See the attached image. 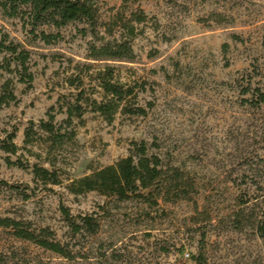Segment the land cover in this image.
<instances>
[{"label": "rangeland", "instance_id": "obj_1", "mask_svg": "<svg viewBox=\"0 0 264 264\" xmlns=\"http://www.w3.org/2000/svg\"><path fill=\"white\" fill-rule=\"evenodd\" d=\"M96 8L93 27L85 22L58 30L37 27L36 34L59 33L51 44L35 37L26 22L0 11V30L30 51L33 75L31 83L18 82L1 68L6 55L0 53V85L11 79L17 97L0 109V140L14 133L22 147L29 123L46 120L51 107L56 111L59 100L63 104L77 92L66 80L79 73L85 96L99 100L100 90L87 74L106 63L121 83L144 85L136 102L147 110L144 117L118 112L110 123L90 111L82 125L74 120L76 137L57 159L59 186L35 182L27 167L43 164L32 155L42 154L43 146H28L30 153L16 156L0 149V217L48 227L75 256L63 259L0 228V264H199L193 260L199 254L203 264H262L264 240L251 230L234 229L229 215L241 201L256 212L264 198V104L256 103L255 93H264V0H130L126 5L96 0ZM135 11L146 19L130 21L132 62L88 60L91 46L125 38L120 27ZM111 22L117 25L110 36L105 25ZM64 117L56 115L55 122ZM132 142L143 143L160 165L185 172L195 184L192 199L150 207L67 190L71 181L127 157ZM6 158L26 167L10 166ZM62 207L73 219L93 216L99 231L72 234ZM203 211L210 221L195 224Z\"/></svg>", "mask_w": 264, "mask_h": 264}, {"label": "trees", "instance_id": "obj_2", "mask_svg": "<svg viewBox=\"0 0 264 264\" xmlns=\"http://www.w3.org/2000/svg\"><path fill=\"white\" fill-rule=\"evenodd\" d=\"M130 0H123V4ZM0 11L3 16L19 18L31 27L30 32L45 44H51L59 36V33H35L37 27L47 26L56 30L63 28L69 23L85 22L93 27L97 20L96 0H0ZM146 19L143 12H131L128 23L124 28L125 38L120 36L119 41L107 42L99 47L91 46L87 59L93 62H132L134 59L131 47V38L135 36L134 26L130 21L142 23ZM105 25L106 33L113 35V27L117 22ZM86 32L85 29L82 30ZM122 35V32H120ZM0 53L6 56L1 68L8 74L18 76V82L31 83L33 75L29 71L28 61L30 51L21 44L9 40V36L0 30ZM93 68L92 65H84L85 70ZM87 72V71H86ZM86 76V75H85ZM89 81H95L96 88L100 90L99 100L85 96L83 78L81 73L74 78H67L69 87L77 90L75 94L70 92V100L63 104L57 103V110L51 107L46 113L47 119H41L37 124L29 123L24 131L23 146L18 147L15 142V134L9 133L0 140V149L9 156H16L19 151H31L28 146H43V152L32 154L43 164L33 163L27 165L31 169L33 180L40 182L44 187L47 185L59 186L61 168L57 167V159L66 144L71 143L75 137L74 120L77 125L83 124V115L86 111L97 113L107 122H112L115 115L120 112L123 115L146 116L147 110L136 102L138 92H143V84L121 83L114 74V68L105 64L94 74H87ZM136 89H138L136 91ZM256 103L264 104V93L255 90ZM15 88L11 79L5 80L0 85V109L10 103H16ZM150 105V104H149ZM150 107V106H148ZM63 114L65 117L60 123L55 122V117ZM36 128V129H35ZM129 155L119 159L111 165L100 167L81 178L67 184V190L73 195H82L88 192H96L105 197H113L117 201L138 200L150 207H157L159 203H177L191 200L195 195L194 181L177 167H164L154 156H148L143 143L132 142ZM10 166L25 168L24 164L17 159L11 161L6 158ZM248 201L238 203L237 209L230 213V223L236 230H251L259 239L264 240V198L258 210H247ZM65 220L72 234L95 235L100 228L97 219L91 215H79L73 219L66 208H61ZM200 220L194 223L210 221V215L206 212L199 214ZM0 228L10 231L11 235L20 241L32 243L46 251L66 259L73 260L74 254L68 249L67 244H62L55 239V234L48 227H33L30 222H24L9 217H0ZM200 254L193 256L199 264ZM264 264V261L262 262Z\"/></svg>", "mask_w": 264, "mask_h": 264}]
</instances>
